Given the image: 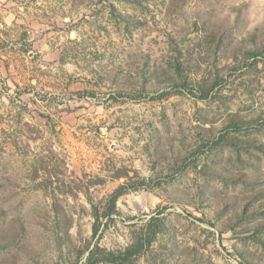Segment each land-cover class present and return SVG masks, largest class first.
Masks as SVG:
<instances>
[{"label": "rangeland", "instance_id": "1", "mask_svg": "<svg viewBox=\"0 0 264 264\" xmlns=\"http://www.w3.org/2000/svg\"><path fill=\"white\" fill-rule=\"evenodd\" d=\"M8 2L0 264H264V0Z\"/></svg>", "mask_w": 264, "mask_h": 264}, {"label": "crops", "instance_id": "2", "mask_svg": "<svg viewBox=\"0 0 264 264\" xmlns=\"http://www.w3.org/2000/svg\"><path fill=\"white\" fill-rule=\"evenodd\" d=\"M0 18L3 19L5 22L6 28L4 31L0 32V42L7 43L6 39L8 37L7 34L14 33L13 30L15 28H18L16 26V16L14 15V12L11 10L12 4L11 2H8V0H1L0 2ZM11 10V11H10Z\"/></svg>", "mask_w": 264, "mask_h": 264}, {"label": "trees", "instance_id": "3", "mask_svg": "<svg viewBox=\"0 0 264 264\" xmlns=\"http://www.w3.org/2000/svg\"><path fill=\"white\" fill-rule=\"evenodd\" d=\"M118 258H119L118 260H120L122 262H127L129 260V257H126V258H123V259H122V257H118ZM107 262H109V263L112 262V263L116 264L117 260L107 261Z\"/></svg>", "mask_w": 264, "mask_h": 264}, {"label": "built area", "instance_id": "4", "mask_svg": "<svg viewBox=\"0 0 264 264\" xmlns=\"http://www.w3.org/2000/svg\"><path fill=\"white\" fill-rule=\"evenodd\" d=\"M6 28L5 22L3 21L2 18H0V32L4 31Z\"/></svg>", "mask_w": 264, "mask_h": 264}]
</instances>
